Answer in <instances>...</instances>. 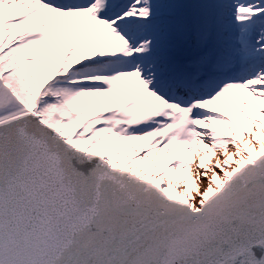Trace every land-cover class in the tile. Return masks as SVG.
<instances>
[{
    "label": "snow or ice",
    "instance_id": "1",
    "mask_svg": "<svg viewBox=\"0 0 264 264\" xmlns=\"http://www.w3.org/2000/svg\"><path fill=\"white\" fill-rule=\"evenodd\" d=\"M0 264H264V0H0Z\"/></svg>",
    "mask_w": 264,
    "mask_h": 264
},
{
    "label": "rangeland",
    "instance_id": "2",
    "mask_svg": "<svg viewBox=\"0 0 264 264\" xmlns=\"http://www.w3.org/2000/svg\"><path fill=\"white\" fill-rule=\"evenodd\" d=\"M228 114L226 113V116H227ZM193 168H195V165L193 166ZM206 185H207V180H203L202 182H201V189H203L204 187H206ZM192 195L193 196H195V192H193L192 193Z\"/></svg>",
    "mask_w": 264,
    "mask_h": 264
},
{
    "label": "trees",
    "instance_id": "3",
    "mask_svg": "<svg viewBox=\"0 0 264 264\" xmlns=\"http://www.w3.org/2000/svg\"><path fill=\"white\" fill-rule=\"evenodd\" d=\"M224 115L226 116V113H224ZM217 127L220 128L221 131H224V132L227 131L226 129H223V128H222L221 126H219V125H218Z\"/></svg>",
    "mask_w": 264,
    "mask_h": 264
}]
</instances>
